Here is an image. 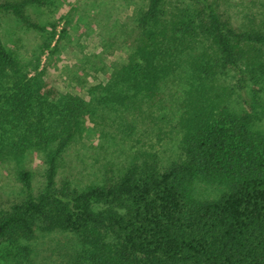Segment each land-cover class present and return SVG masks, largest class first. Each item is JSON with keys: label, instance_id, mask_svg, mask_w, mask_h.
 <instances>
[{"label": "trees", "instance_id": "obj_1", "mask_svg": "<svg viewBox=\"0 0 264 264\" xmlns=\"http://www.w3.org/2000/svg\"><path fill=\"white\" fill-rule=\"evenodd\" d=\"M222 1L146 0L127 61L83 98L29 77L1 38L6 18L46 31L31 13L50 0H0V129L24 128L0 158L35 150L44 164L37 192L20 169L24 196L0 207L7 257L35 264L31 242L59 233L76 243L70 264H264V24ZM97 126L126 158L84 187L59 177L70 143ZM162 134L178 139L173 156Z\"/></svg>", "mask_w": 264, "mask_h": 264}, {"label": "rangeland", "instance_id": "obj_2", "mask_svg": "<svg viewBox=\"0 0 264 264\" xmlns=\"http://www.w3.org/2000/svg\"><path fill=\"white\" fill-rule=\"evenodd\" d=\"M145 3L146 0H50L31 13L46 31L28 29L6 18L1 38L17 51L22 70L29 77L37 75L60 93L85 98L91 86L106 82L112 68L127 61L130 39L125 32L133 23L135 10ZM221 10L233 20L250 18L257 25L264 24V0H224ZM64 25L67 29L61 33ZM182 97L183 93L179 92L176 98L180 100H167L164 111L168 118L172 102H181ZM259 100L264 111V90ZM21 127L13 128L8 123L0 129V146H5L4 152L11 145L8 142L23 133ZM97 127L95 132L86 128L70 143L62 157L59 177L66 176L84 187L97 182L108 164H119L126 158L124 151L118 150L119 145L113 149L105 137L98 135L101 127ZM160 138L161 147L165 148L163 157L173 156L178 139L170 134H162ZM20 169L31 171L35 192L42 187L44 164L40 152L31 150L17 158L5 155L0 158V207L24 196L23 183L18 179ZM211 190L209 185L197 186L201 197H211ZM31 246L35 264H70L76 243L66 234L54 233L38 236ZM11 249L10 245L0 247V264H16L6 256Z\"/></svg>", "mask_w": 264, "mask_h": 264}]
</instances>
